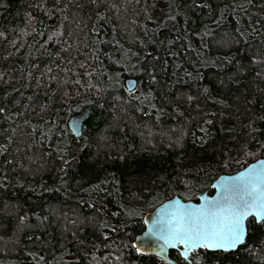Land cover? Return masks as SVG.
Wrapping results in <instances>:
<instances>
[{
    "label": "trees",
    "instance_id": "obj_1",
    "mask_svg": "<svg viewBox=\"0 0 264 264\" xmlns=\"http://www.w3.org/2000/svg\"><path fill=\"white\" fill-rule=\"evenodd\" d=\"M261 158L264 0H0V264H168L145 215ZM247 225L193 263L264 264Z\"/></svg>",
    "mask_w": 264,
    "mask_h": 264
},
{
    "label": "snow or ice",
    "instance_id": "obj_2",
    "mask_svg": "<svg viewBox=\"0 0 264 264\" xmlns=\"http://www.w3.org/2000/svg\"><path fill=\"white\" fill-rule=\"evenodd\" d=\"M249 217L264 224V172L226 185L200 209L174 210L167 219L155 221L150 231L162 241L161 252L168 246L181 248L180 254L188 260L189 253L197 249L228 251L242 244Z\"/></svg>",
    "mask_w": 264,
    "mask_h": 264
},
{
    "label": "water",
    "instance_id": "obj_3",
    "mask_svg": "<svg viewBox=\"0 0 264 264\" xmlns=\"http://www.w3.org/2000/svg\"><path fill=\"white\" fill-rule=\"evenodd\" d=\"M138 86V80L136 78H128L125 81V87L129 92H133ZM90 113L89 108L85 107L78 113L74 114L69 121V128L76 138H80L83 133V127L84 123L86 121V118L88 117ZM254 172H264V158L258 159L257 161L252 162L248 166H246L244 169L240 170L239 172L235 174H224L219 176L215 182L213 183V194H209L208 191H203L198 195V201H184L179 196H175L171 199L166 200L159 206H157L153 211L147 213L144 217V223H145V230L138 235V237L135 240V248L140 249V253L146 254V255H154L158 258L164 260L168 264H180L176 260L172 259L170 257V251L176 250L181 253V248H175L168 246L166 247L163 252L160 251L159 244L162 243V241H158V238L151 233V229L153 228L154 222L157 220H164L167 219L170 213H172L176 209H189V210H197L201 207L205 206L208 202L215 200L221 193V190L226 185H230L233 182L238 181L241 177H247L248 175L254 173ZM215 185V187H214ZM254 217H249V219ZM248 221H246L247 224ZM247 233L244 239V242L240 245H237L236 248L230 249L228 251L223 250H208L211 252L216 251H223V252H231L237 250L240 246H242L247 238ZM200 250V249H197ZM195 250V251H197ZM193 252L189 253V259L185 260L183 256L181 257L186 261V264H194L191 259V254Z\"/></svg>",
    "mask_w": 264,
    "mask_h": 264
}]
</instances>
